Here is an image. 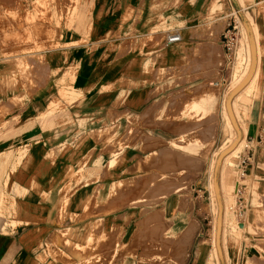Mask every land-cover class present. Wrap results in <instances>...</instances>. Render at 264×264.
Instances as JSON below:
<instances>
[{
    "label": "crops",
    "instance_id": "crops-1",
    "mask_svg": "<svg viewBox=\"0 0 264 264\" xmlns=\"http://www.w3.org/2000/svg\"><path fill=\"white\" fill-rule=\"evenodd\" d=\"M141 2L142 0H83L78 7V14H75L78 22L75 23L76 27L73 26L78 32L65 28L67 22L64 20L60 27L55 28L54 20L59 18L57 7L55 17L52 10L46 12L52 21L51 25L41 27L47 31L45 37L41 36L37 40L42 49L8 58L0 57V61L32 59L37 63L42 62L36 67L42 68V74L39 78H34L36 86L32 89L38 88L32 93L30 91V94L20 92L25 94L27 100L23 105L8 106L11 111V117L7 116L5 120L8 126L0 129V199L3 195L7 196L1 206L5 216H0V264H62L53 261L47 254V243H51L58 233L69 231L75 236L77 243H81L85 238L87 240L92 235L95 237L98 224H101L104 231L113 226L120 228L125 217H131L130 222L133 223L142 218V211H153L149 207L133 209L119 206L110 198L115 190V186L111 185L113 176L122 173L124 179L130 178L131 175L127 176L126 173L134 162L120 171L109 167L111 148L102 139L90 134L93 129L98 131L103 126L117 128V136L122 139V143H129L125 146V151H129L131 157L143 155L139 148H131L130 142L133 139L148 136L149 133L161 138L166 135L165 128L161 126L165 121V113H161L166 109L163 104L167 95L174 89L167 87L168 83L161 73L162 55L165 54L168 61L174 62L179 60V53L171 47L173 44L167 49L161 39V31H150V12ZM62 8L65 13L66 8ZM32 9L30 7L29 11L34 14ZM36 12L43 13L39 9ZM2 13L4 9L0 4V14ZM253 23L257 41L250 27L254 40L250 79L257 76L256 84L261 94L255 105L245 106L247 116L242 121L236 119L231 105L228 108L225 105L222 107L234 129L235 140L254 147L252 166L246 175L251 193L245 201L247 209L244 219L238 222L241 238L237 246L231 245L230 237L226 234L224 244V212L219 204V218L217 221L214 219L217 240L215 249L219 264H264V18H257V24ZM55 29L57 36L54 39L52 36ZM83 30H87L85 39L82 37ZM198 34L199 31L195 30L184 40H188L189 45L198 44L202 40ZM260 36L263 37L261 42ZM143 39L148 40L144 45L141 43ZM147 60H152L153 66L145 70ZM71 64H76L72 92L81 95V99L69 105L59 98L57 84L67 79V69ZM178 76L181 77L180 74ZM129 83L136 86L129 87ZM109 86L110 91H101V88ZM121 92L129 93L123 104L118 101ZM52 98L61 103L62 112L46 116ZM81 120L86 122L83 129L79 128ZM153 123H158L159 126L154 127ZM218 127H214L213 137L199 159V167L206 175V187L196 190L197 196L193 195L188 203L186 220L189 237L185 243L184 258L181 257L183 219L182 215L172 212L169 197L160 202L162 207L166 206L165 217L171 222L170 227L177 225L174 232L177 242L168 244L172 247L163 251L154 250L150 246L148 250L135 248L133 252L137 256L145 255L148 251V254L157 252L168 255L169 257L164 258L168 264L205 263L209 254L206 247L209 245V250L212 247L210 235L212 236L213 216L205 211L210 202L204 203L201 199L202 195L207 194L209 183L214 182V177L210 181L207 174L211 172L214 175L213 151L215 148L219 149L224 137ZM127 130H131L132 135L126 133ZM89 152L92 155L101 154L106 159V177L87 184L79 182V185L72 188L75 190L63 206L66 197L64 190L67 189L65 175L70 167L77 169L82 156ZM215 181L218 183L220 180L216 178ZM227 183L234 185L235 181L231 177L227 179ZM95 189L99 191L97 206L88 202ZM257 195L263 199L259 205L254 206L253 197ZM86 206H89V211H86ZM155 209H158L157 206ZM211 224L212 227L208 229ZM123 229L128 242L134 228L131 224ZM156 239L160 241L159 236ZM78 246L82 247L80 244ZM49 248L56 252L54 245ZM61 252L69 254V251ZM41 258L44 260L41 261ZM169 259L173 260L168 261Z\"/></svg>",
    "mask_w": 264,
    "mask_h": 264
},
{
    "label": "rangeland",
    "instance_id": "rangeland-1",
    "mask_svg": "<svg viewBox=\"0 0 264 264\" xmlns=\"http://www.w3.org/2000/svg\"><path fill=\"white\" fill-rule=\"evenodd\" d=\"M65 1H68V3H65ZM82 1L34 0V2H31L30 0H0L1 7L4 9V13L0 14V57L8 58L11 55L31 53L42 49L37 44V40L41 36L45 37L47 31L42 30L41 27L51 25L52 21L46 12L51 10L54 12L57 7H59V18L57 21L54 20L55 28L60 27L61 22L64 20V22H67L65 28L78 32L73 26L76 27V22H78L75 14H78V7L82 5ZM246 3L249 14L257 24V18H264V0H247ZM213 4H217L219 7L211 10ZM141 5L150 12V31H161V39L164 40V43L170 34L176 33L183 38L180 42L171 45L179 53V60L168 61L167 56L162 55L161 73L165 76L168 83L167 87L174 89L167 95L163 104L166 105V109L161 113V115L165 113V121L161 126L165 128L166 135L161 138L149 133L148 136L144 135L138 139L135 138L136 140L133 139L134 141L130 142L131 148H139L143 155L142 157H131V153L125 151V146L129 143H122V139L117 136V128L103 126L98 131L93 129L90 134L96 138L99 137L111 148L109 167L120 171L121 168L134 162L126 173V175H131L130 178L124 179L122 173L119 176H113L111 185L115 186V190L113 191L114 195L110 198L117 202L119 206H127L133 209H146L149 207L153 211L151 213L142 211V218L133 223L130 222L131 217H125L120 228L113 226L110 230L104 231L101 224H98V229H95V237L92 235L88 241L85 238L81 243H77L75 236L69 231L58 233L56 238L51 240V243H47L48 256L52 257L53 261H58V263L168 264L164 258L169 256L163 253L148 254L147 251L145 255L137 256L133 252L135 248L148 250L149 246L154 250L163 251L165 248L168 250L172 247L168 244L177 242V239H175L176 234L174 232L170 234L165 230L167 229L165 227L171 226V222L166 219L165 214L158 211L162 207L160 201L167 197L171 198L169 200L171 204L172 198H176V213L182 215L181 257L183 259L186 249L185 243L189 237V225L186 220V215L189 213L188 203L191 198L193 199V195L197 196L196 190L206 187V175L199 167V159L204 153L206 145L212 139L213 130L216 126L221 129L224 140L222 139L220 142L219 149L215 148L213 151L212 162L216 172L214 171V175L209 172L207 176H210V181H213L214 177V182L209 183V190L207 194L202 195L201 199L204 203L210 202L205 211L213 216L212 236L210 235L212 247L211 250H209V245L206 247V251L209 253L208 256L215 249L217 243L214 221L219 218V204L222 205L224 212V244L225 234L230 237L229 241L234 246H237L241 238L238 222L244 219V214L239 217L236 211L237 189L239 187L237 185L245 186L243 194L245 200H248L251 190L248 185L249 178L246 176L241 177L240 172L237 170L236 158L238 154L242 153L247 143L241 141L239 146V142L235 140V134L232 138L226 126L225 115L228 116L222 107L223 105L226 108H228V105L232 107L235 96L246 86L250 79L252 65L241 83L235 88L231 87V75L235 65V54L240 47L242 28L247 31L252 57L254 40L250 26L244 18V11L236 0H142ZM30 7L33 8L31 11H34V14L30 13ZM62 7L66 8L65 13ZM37 9L43 11V13L36 12ZM126 19L127 17L123 19V22ZM195 30L199 31L198 36L202 40L199 39L201 41H198V44L189 45L187 44L188 40L184 39L189 38L188 36H191V33ZM82 32L84 33L82 37L85 39L87 30ZM50 35L52 36V34ZM56 36L57 29L53 32L52 37L55 39ZM147 41L143 39L141 43L144 45ZM261 41H263V37L260 36L259 42ZM168 46L167 49H169ZM139 54H142V51H139ZM40 62L37 63L32 59L0 61V129H6L8 126L5 121L7 116L11 117L8 106L23 105L27 100L25 94H30V91L32 93L38 88L32 89L36 86L34 78H39L42 74V68H36L37 65L42 64ZM149 66H153L152 60L145 62L144 69L148 70ZM75 70L76 64H71L67 69V79L62 85L57 84L59 98L69 105L81 99V95L72 92ZM179 74L181 77L178 76ZM128 86H136V84L129 83ZM110 90V86L101 88V91ZM22 91L25 93L24 95L20 93ZM260 94L261 91L258 87L247 98L245 97L246 99L238 103V112L234 114L238 121H242L247 116L245 106L255 105ZM128 95L127 92H121L118 101H121L122 104L125 103ZM204 96L211 98L210 105L198 109L193 107L192 104ZM48 105L46 116L62 112L63 107L56 98H52ZM239 105H243L244 108ZM232 110L234 112L233 107ZM156 117L158 118V116ZM139 122L141 123V120ZM85 123L84 120L79 121V128L83 129ZM152 126L158 127L159 125L153 123ZM128 132L129 135H132L131 130H127L126 133ZM236 148H239L237 152H235ZM22 151L25 153V149ZM228 156L229 159L226 161ZM81 159L77 169L70 167L65 175L64 180L67 182V189L64 190L66 197L63 206L67 204V198L74 192L75 189L72 190V188L79 185V182L80 184H87L98 178L103 179L106 177L104 174L106 159L101 154L92 155L89 152ZM224 167L225 170L222 171ZM231 177L235 181L234 185L227 183V179H231ZM216 178L220 180L218 183L215 181ZM6 199L7 196L5 195L0 199L2 200L0 201V216H5L1 206ZM98 199L99 191L95 189L89 196L88 202L97 206ZM262 199L263 197L259 195L253 197V205H259L258 203ZM156 206L158 209H155ZM88 208L89 206H86V211H89ZM150 214L151 216H149ZM153 214L154 217H152ZM147 215L149 218L145 217ZM131 224L134 230L127 242V234L123 227ZM212 224L207 228H211ZM185 226H187L186 229ZM88 234L89 231L86 236ZM158 236L160 237L159 242L156 239ZM206 238L208 239V236ZM67 241L70 244H67ZM74 243L82 245L81 249L77 250L76 255L73 252ZM149 243L151 244L149 245ZM50 245H54L56 252L50 250ZM61 250L69 251V254H64ZM40 260L43 261L44 259L41 258ZM170 260L173 259L168 261Z\"/></svg>",
    "mask_w": 264,
    "mask_h": 264
},
{
    "label": "bare ground",
    "instance_id": "bare-ground-1",
    "mask_svg": "<svg viewBox=\"0 0 264 264\" xmlns=\"http://www.w3.org/2000/svg\"><path fill=\"white\" fill-rule=\"evenodd\" d=\"M236 1H237L238 5L242 8V10L244 11V18L248 22L249 26L251 27V31H252V33L254 35L255 40L257 41V32L255 30V26H254L253 20H252L250 14L246 10L248 8V6H247V3L248 2L246 3L247 0H236ZM217 7H219L217 4H213L211 10H215ZM235 56H236V58H235V65H234V68H233V71H232V75H231V78H232V85H231V87L232 88L237 87V85H239L241 83V81L246 77V75H247V73L249 71V67H250V62H251V48H250V44H249V39H248L247 31L244 28L241 29L240 47L237 49V52H236ZM256 83H257V76H253L248 81V83L246 84V86H244L239 91V93L235 96V98L233 100V103H232V107L234 109V114L238 112V109H237L238 103H240V101H243L244 99H246L257 88V84ZM62 84L63 83H61V85ZM210 102H211V98L210 97H207V96H204V97H201L198 101L194 102L192 105H193V107H195V108L198 109V108H201V107H207V105H210ZM239 106H242V108H244L243 105H239ZM225 118H226V126H227V129L229 130V132L231 133L232 138H233L235 133H234V129L232 127V124H231L229 118L226 117V115H225ZM240 144H241V142L238 143L239 146H240ZM238 149L236 148V151L235 152H237ZM228 159H229V156H228V158H226V161ZM12 167L14 169L15 165H13ZM224 170H225V167L222 169V171H224ZM175 204H176V198H172V204H171V206H172V210H173L172 212L173 213L176 212ZM159 211L161 213L165 214L166 213V206L165 207L163 206ZM149 216H151V214ZM154 216L155 215L153 214L152 217H154ZM145 217H148V215L145 216ZM156 220H158V219H156ZM162 226H164V225H162ZM165 228H167L165 230L168 231V233L171 234L172 232H175V228H177V225H175V228L174 227H165ZM163 230H164V228H163ZM241 230H242V228H241ZM88 240H89V238L86 241H88ZM67 244H70L69 241H67ZM74 246L75 247L73 248L74 249L73 252L76 255L77 250L78 249H81V247L78 246L77 244L74 245ZM157 247H159V246H157ZM205 264H218V260H217L216 253H215V249H213L212 253L207 257Z\"/></svg>",
    "mask_w": 264,
    "mask_h": 264
},
{
    "label": "built area",
    "instance_id": "built-area-1",
    "mask_svg": "<svg viewBox=\"0 0 264 264\" xmlns=\"http://www.w3.org/2000/svg\"><path fill=\"white\" fill-rule=\"evenodd\" d=\"M182 40V38L180 37L179 34H170L168 35L166 41H165V45H171L173 43H178ZM263 96V100H264V92L262 94ZM254 147L247 143L246 146L244 147V150L242 151V153L238 154L236 161H237V170L240 172V176L241 177H245L248 173V170L251 168L252 166V162H253V149ZM237 186V205H236V211H237V215L239 217H242L244 212L247 209V204L245 203V198L243 197L244 194V190H245V186L238 184Z\"/></svg>",
    "mask_w": 264,
    "mask_h": 264
}]
</instances>
